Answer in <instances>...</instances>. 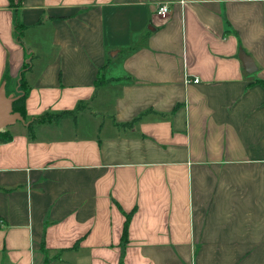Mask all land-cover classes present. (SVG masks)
Returning a JSON list of instances; mask_svg holds the SVG:
<instances>
[{
    "label": "crops",
    "instance_id": "1",
    "mask_svg": "<svg viewBox=\"0 0 264 264\" xmlns=\"http://www.w3.org/2000/svg\"><path fill=\"white\" fill-rule=\"evenodd\" d=\"M28 62L27 122L87 108L6 128L0 264H264V0H0Z\"/></svg>",
    "mask_w": 264,
    "mask_h": 264
},
{
    "label": "trees",
    "instance_id": "2",
    "mask_svg": "<svg viewBox=\"0 0 264 264\" xmlns=\"http://www.w3.org/2000/svg\"><path fill=\"white\" fill-rule=\"evenodd\" d=\"M15 31L17 32L18 38L20 41H22L23 38V24H19L16 22L15 24ZM32 59V58H31ZM30 63H26L24 65V70L21 72V79L19 81V88L21 90L20 94L16 97V99L13 101L14 110L21 113V115L24 117V119L27 117V105H26V99L29 95V86L27 85L23 72L29 69ZM4 81H8V78H6ZM87 108L86 103L80 102L77 107L74 109L59 111V112H50L45 111L44 113L40 114V116L32 117L31 120H29L27 124V134H29V137L33 139L35 137L34 131L37 126H40L41 124H49V123H59L65 119L73 118L76 119L77 115L83 111V109ZM134 121L128 122L126 124H118L120 126H128L132 125ZM13 137V134H11L7 129L0 131V143L1 142H9L11 141ZM128 221H129V215L127 216V222L125 223L123 233H124V239H127L128 233ZM120 264L123 263V259H121Z\"/></svg>",
    "mask_w": 264,
    "mask_h": 264
},
{
    "label": "water",
    "instance_id": "3",
    "mask_svg": "<svg viewBox=\"0 0 264 264\" xmlns=\"http://www.w3.org/2000/svg\"><path fill=\"white\" fill-rule=\"evenodd\" d=\"M239 55L243 62L244 69L249 73H253L257 70L252 57L246 54L243 49L240 51ZM5 87L6 82H3L0 86V131L11 127V125L17 122L28 124L21 113L15 111L14 105H12L17 96H14V94L9 95Z\"/></svg>",
    "mask_w": 264,
    "mask_h": 264
},
{
    "label": "built area",
    "instance_id": "4",
    "mask_svg": "<svg viewBox=\"0 0 264 264\" xmlns=\"http://www.w3.org/2000/svg\"><path fill=\"white\" fill-rule=\"evenodd\" d=\"M169 10H170V6H169V4H163V3H161V4H158L157 5V9H156V13L159 15V16H161V17H167L168 16V12H169ZM194 82L195 83H198L199 82V79H194Z\"/></svg>",
    "mask_w": 264,
    "mask_h": 264
},
{
    "label": "rangeland",
    "instance_id": "5",
    "mask_svg": "<svg viewBox=\"0 0 264 264\" xmlns=\"http://www.w3.org/2000/svg\"><path fill=\"white\" fill-rule=\"evenodd\" d=\"M32 58V55H30L29 59Z\"/></svg>",
    "mask_w": 264,
    "mask_h": 264
}]
</instances>
